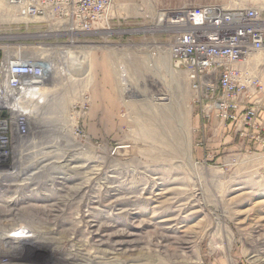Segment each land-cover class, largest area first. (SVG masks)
Listing matches in <instances>:
<instances>
[{
	"label": "rangeland",
	"instance_id": "374dc122",
	"mask_svg": "<svg viewBox=\"0 0 264 264\" xmlns=\"http://www.w3.org/2000/svg\"><path fill=\"white\" fill-rule=\"evenodd\" d=\"M116 1L109 25L60 34L0 1V46L62 68L38 108L50 128L31 117L23 156L15 147L0 174V231L31 229L24 264H264V145L232 148L194 126L198 104L167 51L175 28L161 20L213 2L264 17V0Z\"/></svg>",
	"mask_w": 264,
	"mask_h": 264
},
{
	"label": "built area",
	"instance_id": "2783aa9c",
	"mask_svg": "<svg viewBox=\"0 0 264 264\" xmlns=\"http://www.w3.org/2000/svg\"><path fill=\"white\" fill-rule=\"evenodd\" d=\"M3 1L23 23H44L55 34L109 25L113 8V0ZM161 12L166 15L163 24L175 28L167 47L172 68L184 72L203 123L217 120L232 126L239 136L264 145L262 11L213 2ZM27 49V45L0 46V174L10 173L14 147L24 144L32 133L28 103L41 106L44 102L41 96L51 63L26 55ZM0 233V264H24L31 229L20 225Z\"/></svg>",
	"mask_w": 264,
	"mask_h": 264
},
{
	"label": "crops",
	"instance_id": "0c3cea01",
	"mask_svg": "<svg viewBox=\"0 0 264 264\" xmlns=\"http://www.w3.org/2000/svg\"><path fill=\"white\" fill-rule=\"evenodd\" d=\"M114 2L117 4L116 0H113V6H114ZM174 8V7H173ZM117 9V8H112V12ZM115 12V11H114ZM210 126H208L207 124L201 123L200 119H196L195 122V127H201L203 129V131L207 134H215L218 138V140L220 139H224L223 142H220L221 144H231V147H241L243 145L244 142H251L252 144H255L253 141L248 140L246 138H243L241 136H239L237 134V132L232 129V126H224L222 124H218L217 120H213L211 121ZM208 128V129H206ZM208 131V132H207ZM225 133H227V135L225 136ZM225 136V137H224ZM204 152L203 150L200 149H195V156H203ZM209 153L206 154V156H208Z\"/></svg>",
	"mask_w": 264,
	"mask_h": 264
},
{
	"label": "bare ground",
	"instance_id": "6f19581e",
	"mask_svg": "<svg viewBox=\"0 0 264 264\" xmlns=\"http://www.w3.org/2000/svg\"><path fill=\"white\" fill-rule=\"evenodd\" d=\"M1 1V0H0ZM5 6V5H4ZM6 10H7V8H5ZM4 13V12H3ZM3 13H0V15L2 16V14ZM9 15V14H8ZM3 17H4V15H3ZM2 18V17H1ZM5 19V18H4ZM1 20H3V18L1 19ZM65 52V51H64ZM63 56V55H62ZM63 58V57H62ZM56 62V61H55ZM71 64V63H70ZM58 72H62V68H60V67H58V65H51L50 66V72H49V74H48V80H50V78H52L53 76H54V74H58ZM68 74H70V73H68ZM125 84V83H124ZM127 84H130V83H128L127 82ZM131 85V84H130ZM129 85V86H130ZM128 86V85H127ZM126 86V87H127ZM131 88V87H130ZM129 88V89H130ZM53 89H46L45 88V90H44V92H43V94H42V98H43V100H45L46 99V94H47V91L48 92H51ZM161 98V97H160ZM47 99H48V95H47ZM28 112H29V116L30 117H34L33 119V121L35 122V123H39V127L40 126H43L44 127V129H49L50 127H48L49 125L51 126V124H50V121L48 120V119H46V117H41V115H40V113H39V106H36L35 104H33L32 102H29L28 103ZM39 108V109H38ZM43 113V112H42ZM52 122V121H51ZM54 126V125H53ZM51 130V129H50ZM49 132V131H48ZM51 132V131H50ZM53 132V131H52ZM75 143V142H74ZM20 145H22V144H20ZM18 147H19V145L18 146H16V153L18 154L17 156H18V158L15 160V161H18L19 160V158H21L22 156H23V150L24 149H18ZM15 148V147H14ZM67 162V161H66ZM65 163V162H64ZM74 166V165H73ZM43 167V166H42ZM76 167V169H81V168H84L85 167V165H79V166H75ZM36 168V167H35ZM37 170V169H36ZM122 235V234H121ZM119 237V236H118ZM118 244L119 245H122L123 244V241L121 240V241H119L118 242ZM126 252V250H124V251H122V253H125Z\"/></svg>",
	"mask_w": 264,
	"mask_h": 264
}]
</instances>
